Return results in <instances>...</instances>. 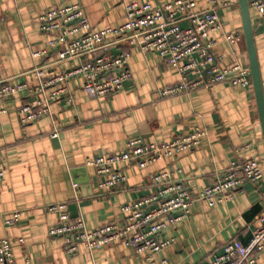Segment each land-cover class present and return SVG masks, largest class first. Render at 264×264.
Wrapping results in <instances>:
<instances>
[{
	"label": "crops",
	"instance_id": "crops-1",
	"mask_svg": "<svg viewBox=\"0 0 264 264\" xmlns=\"http://www.w3.org/2000/svg\"><path fill=\"white\" fill-rule=\"evenodd\" d=\"M132 0H0V78L11 82L29 81L25 73L35 64H46L48 74L67 70L78 63L54 64L57 56H33L49 39L40 31L38 17L49 8L79 3L90 24L100 30L122 24L126 4ZM153 4L171 0H141ZM204 9L210 0H194ZM220 8L223 31L209 34L217 44L212 48L217 64L240 63L250 70L237 0ZM261 77L264 85V17L252 10ZM227 34L240 36L232 43ZM132 77L124 89L100 98L84 90V80L68 82L69 95L52 104V114L30 123L21 122V107L29 95L17 94L0 104V151L5 175L0 182V238L12 242L17 264H200L220 252L233 238L249 242L252 230L264 214V179L247 181L234 197L210 206L197 200L188 219L165 231L175 241L153 254L135 252L122 242L90 251L81 244L75 254L64 248L63 238L50 235L58 223L49 204L66 202L72 218L83 219L92 230L122 220L121 205L144 198L156 186L155 173L167 179H182L197 192L212 184L232 161L259 159L264 169V139L253 82L246 87L218 83L173 96L160 97L159 88L177 84L179 71L155 52L130 49ZM72 98V102L69 101ZM197 128L206 135L194 149L139 168L118 165L127 175L119 191L101 185L105 179L87 160L122 151L131 138L167 142L177 134ZM57 136H54L55 132ZM19 216L7 223L13 213ZM22 238L23 242L19 239ZM264 264V251L258 254Z\"/></svg>",
	"mask_w": 264,
	"mask_h": 264
},
{
	"label": "built area",
	"instance_id": "built-area-1",
	"mask_svg": "<svg viewBox=\"0 0 264 264\" xmlns=\"http://www.w3.org/2000/svg\"><path fill=\"white\" fill-rule=\"evenodd\" d=\"M250 8L263 14L264 0H248ZM227 0H210L204 9H196L194 0H171L165 3L132 0L126 4L125 20L122 24L96 30L89 22L79 3L49 8L38 17L40 31L49 36L45 47L34 51L35 58L56 52L54 64L70 60L78 63L67 70L48 74L46 64H35L25 73L33 82H11L0 78V104L17 94L29 95L20 110L21 122L30 123L52 114V104L69 95L68 82L76 78L84 80V90L100 98L124 89L132 77L129 68L130 49L138 47L142 52H155L166 64L175 67L181 80L177 84L159 88L160 97L173 96L198 88H210L218 83L246 87L252 82L251 72L240 63L228 66L217 64L212 48L217 44L209 34L223 31L219 12ZM228 41L235 43L240 36L227 34ZM72 102V98H69ZM2 110V109H0ZM58 132L54 133L56 137ZM206 135L197 128L190 134H177L167 142L146 141L142 137L131 138L120 152L96 155L87 160L97 174L105 179L101 185L113 192L127 184V175L120 170L122 163L145 168L158 160L175 153L196 148ZM5 175L3 155L0 151V182ZM166 173H155L152 183L156 189L144 198L121 205L122 220L109 222L95 229H88L84 220L72 218L68 203L49 204L47 209L55 212L58 223L50 235L60 236L64 248L75 254L81 244L90 251L122 242L135 252L151 254L170 246L175 239L165 237V231L188 219L193 203L197 200L210 206L234 197L247 181L260 183L264 169L258 158L232 161L229 168L221 172L214 182L193 192L182 179H167ZM13 213L7 219L10 224L18 219ZM23 242V239H19ZM264 251V214L252 230L249 242L233 238L223 244L220 252L200 264H262L258 254ZM0 264H17L12 242L0 238ZM26 264H31L26 260Z\"/></svg>",
	"mask_w": 264,
	"mask_h": 264
},
{
	"label": "water",
	"instance_id": "water-1",
	"mask_svg": "<svg viewBox=\"0 0 264 264\" xmlns=\"http://www.w3.org/2000/svg\"><path fill=\"white\" fill-rule=\"evenodd\" d=\"M238 3L242 17L243 33L249 58L251 78L255 91L258 113L264 139V85L261 77L257 48L255 43L251 8L248 0H238Z\"/></svg>",
	"mask_w": 264,
	"mask_h": 264
},
{
	"label": "trees",
	"instance_id": "trees-1",
	"mask_svg": "<svg viewBox=\"0 0 264 264\" xmlns=\"http://www.w3.org/2000/svg\"><path fill=\"white\" fill-rule=\"evenodd\" d=\"M230 4L229 5H226V6H221V8H223V7H227V6H230V5H232L231 3V1L230 0H227ZM238 1V0H237ZM238 5H239V3H238ZM252 10H255V9H253V8H251V16H252ZM42 32V31H41ZM44 33V32H43ZM45 34V33H44ZM49 52H51V53H53V54H56V52L54 51V50H50ZM49 52H48V54H49ZM47 54V55H48Z\"/></svg>",
	"mask_w": 264,
	"mask_h": 264
}]
</instances>
